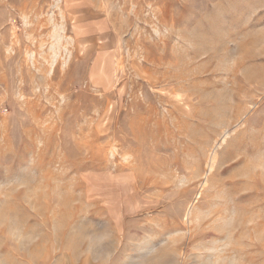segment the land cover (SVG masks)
<instances>
[{"label": "rangeland", "instance_id": "obj_1", "mask_svg": "<svg viewBox=\"0 0 264 264\" xmlns=\"http://www.w3.org/2000/svg\"><path fill=\"white\" fill-rule=\"evenodd\" d=\"M0 264H264V0H0Z\"/></svg>", "mask_w": 264, "mask_h": 264}, {"label": "crops", "instance_id": "obj_2", "mask_svg": "<svg viewBox=\"0 0 264 264\" xmlns=\"http://www.w3.org/2000/svg\"><path fill=\"white\" fill-rule=\"evenodd\" d=\"M102 2V0H100ZM85 13H88V16L84 19V30L89 32H95V29H99L103 33V26H107V18L103 16V5L100 3V6L97 8H87L84 10Z\"/></svg>", "mask_w": 264, "mask_h": 264}]
</instances>
